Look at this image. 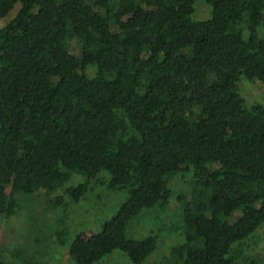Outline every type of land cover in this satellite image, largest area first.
Instances as JSON below:
<instances>
[{"label": "trees", "instance_id": "trees-1", "mask_svg": "<svg viewBox=\"0 0 264 264\" xmlns=\"http://www.w3.org/2000/svg\"><path fill=\"white\" fill-rule=\"evenodd\" d=\"M194 1L0 0V17L13 13L0 27V214L36 188L69 184V202L93 183L126 193L73 236L70 264L143 262L156 236L127 238L126 225L184 180L171 264H264L244 254L264 223V106L236 88L264 84V0H203V20Z\"/></svg>", "mask_w": 264, "mask_h": 264}, {"label": "rangeland", "instance_id": "rangeland-1", "mask_svg": "<svg viewBox=\"0 0 264 264\" xmlns=\"http://www.w3.org/2000/svg\"><path fill=\"white\" fill-rule=\"evenodd\" d=\"M193 19L209 16L210 7L203 0L194 1ZM140 7L143 8V5ZM12 11L0 17V27L12 17ZM244 104L264 106V84L240 77L236 84ZM102 180V175H99ZM80 174L72 173L71 186L82 181ZM94 180H92L93 182ZM91 182V183H92ZM171 189L169 204L161 211L144 209L126 225L125 236L139 239L148 233L156 236V247L140 264H171L170 251L184 234L179 221L182 197L191 188L186 180L168 183ZM55 186L49 194L36 188L29 196L21 198L14 214H0V264H70L67 257L69 243L74 235L88 236L115 213L126 199L124 190H106L103 183L92 184L82 198L68 201L69 184ZM56 193L63 194L67 205L52 206L47 199ZM177 197H179L177 199ZM225 206L227 204H224ZM244 254L250 257L264 255V223L246 240ZM94 264H133L116 251L100 258Z\"/></svg>", "mask_w": 264, "mask_h": 264}]
</instances>
